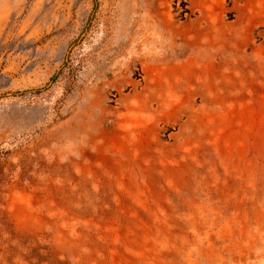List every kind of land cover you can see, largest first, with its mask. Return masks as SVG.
Listing matches in <instances>:
<instances>
[{
	"label": "rangeland",
	"instance_id": "374dc122",
	"mask_svg": "<svg viewBox=\"0 0 264 264\" xmlns=\"http://www.w3.org/2000/svg\"><path fill=\"white\" fill-rule=\"evenodd\" d=\"M0 264H264V0H0Z\"/></svg>",
	"mask_w": 264,
	"mask_h": 264
}]
</instances>
